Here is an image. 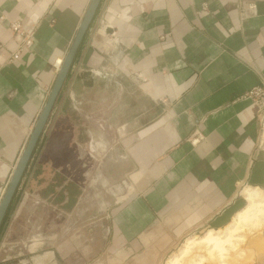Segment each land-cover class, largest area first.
<instances>
[{
	"label": "crops",
	"instance_id": "0c3cea01",
	"mask_svg": "<svg viewBox=\"0 0 264 264\" xmlns=\"http://www.w3.org/2000/svg\"><path fill=\"white\" fill-rule=\"evenodd\" d=\"M92 1L0 0V203L56 82L55 64H63ZM12 22L35 39L10 63L19 45ZM263 84L264 0H102L42 136L46 150L24 177L26 197L16 211L21 186L1 226L0 264L13 255L3 227L37 186L63 192L64 203L80 188L82 134L93 150L121 148L122 166L107 162L94 179L131 183L118 221L128 239L143 245L148 231L230 226L243 192L264 191L262 130L246 98ZM56 175L62 182L53 187ZM259 242L248 264H264ZM22 244L32 254L34 241ZM146 253L143 260L158 259ZM55 256L48 250L21 264H55Z\"/></svg>",
	"mask_w": 264,
	"mask_h": 264
},
{
	"label": "rangeland",
	"instance_id": "374dc122",
	"mask_svg": "<svg viewBox=\"0 0 264 264\" xmlns=\"http://www.w3.org/2000/svg\"><path fill=\"white\" fill-rule=\"evenodd\" d=\"M76 142L82 145V148H79L81 159L74 165L78 177L82 178L79 180L80 188L79 186L71 187L69 200L64 203L63 192L58 193L52 188L51 196L48 193L45 194L42 185H39L35 190L36 195L27 199L17 217L16 211L20 207V198L25 190H29L28 187L26 188L28 183L24 177L28 170L33 171V168H29L31 159L19 187L21 189L23 186L17 200L18 209L14 214L12 213V217L8 218L11 222L10 226L17 222L14 228L3 227V241L6 238L10 240L8 238L12 236L10 240L12 244L7 246L12 247L13 252L11 260L5 264H21L25 256L36 260L48 250L56 251L55 264H58L57 262L59 264H171L176 259L178 260L176 264H248L253 262V249L261 239L264 240L263 213L250 224L240 222L236 216L230 226L220 231L205 227L183 226L173 228V232H170V228L167 230L168 233L162 231L161 236L148 231L140 238L143 245L139 243L138 237L128 239L123 235L118 221L121 216L120 211L128 202L129 194H133L132 190H129L131 183L124 185L119 182L112 185L105 180L94 179L98 176L101 178L102 173H105L107 162L111 163L115 160L114 167L122 166L119 153L121 148L106 149L99 146L97 150H93L89 146L88 137L84 134L81 138H77ZM45 150L44 143L40 141L33 156H41ZM53 154H57L56 148L53 149ZM106 156L107 159H105ZM53 177L55 179H52L50 185L57 187L62 181L56 179L57 175ZM79 196L84 197L78 200ZM243 201L242 211L248 206L244 192ZM26 220H29V224H26ZM209 232H213L222 240L229 239L230 242L224 245L225 252L221 253L220 250L213 248L214 244H200ZM42 238L46 240V243L41 247V244L36 243ZM29 240L34 241L35 246L32 254L26 255L22 243ZM160 240H162L161 245L157 242ZM132 247L134 253H132ZM145 251H147L146 255L155 254L158 259L143 260ZM19 253L22 256H19Z\"/></svg>",
	"mask_w": 264,
	"mask_h": 264
},
{
	"label": "water",
	"instance_id": "95a60500",
	"mask_svg": "<svg viewBox=\"0 0 264 264\" xmlns=\"http://www.w3.org/2000/svg\"><path fill=\"white\" fill-rule=\"evenodd\" d=\"M102 0H93L91 2V5L83 19V22L78 30L77 36L75 38V41L69 51V53L67 54V56L65 57L63 64L59 70L56 82L54 84V87L51 91L50 97L35 125V129L31 135V138L28 142V145L25 149V151L23 152L17 166L16 169L13 173V176L11 178L9 187L7 192L5 193L1 203H0V229L1 226L5 220V217L9 211L10 206L13 203V200L15 199L17 192L19 190V187L21 185L22 179L28 169V166L30 164V161L34 155L35 150L37 149L42 136L48 126L49 120L51 118V115L53 113V110L55 108V105L58 101L59 95L61 93V90L65 84V81L68 77V74L70 73L72 67H73V63L77 54V51L83 41V38L89 28V26L91 25L96 12L99 8V5L101 3ZM29 182L26 186V188L28 187ZM26 197V190L23 192L20 201H19V205L21 206V201L23 200V198L25 199ZM24 201V200H23ZM21 203V204H20ZM18 205V206H19ZM19 208V207H18ZM17 208V209H18Z\"/></svg>",
	"mask_w": 264,
	"mask_h": 264
},
{
	"label": "built area",
	"instance_id": "2783aa9c",
	"mask_svg": "<svg viewBox=\"0 0 264 264\" xmlns=\"http://www.w3.org/2000/svg\"><path fill=\"white\" fill-rule=\"evenodd\" d=\"M5 21V19H2ZM11 33L17 38L18 47L13 53L10 63H13L20 59L24 51L31 50L34 46L35 35L34 32L29 30L22 22H12L9 24ZM59 66L55 65V69L59 71ZM246 98L253 102L257 110V121L262 130V137L258 143V149L264 152V84L254 88L250 91Z\"/></svg>",
	"mask_w": 264,
	"mask_h": 264
},
{
	"label": "bare ground",
	"instance_id": "6f19581e",
	"mask_svg": "<svg viewBox=\"0 0 264 264\" xmlns=\"http://www.w3.org/2000/svg\"><path fill=\"white\" fill-rule=\"evenodd\" d=\"M55 65L59 66L60 63L57 62ZM244 195L246 201L248 202V206L246 209L241 211L237 215V217L239 218L240 222H244L246 224L254 223V221L257 220L259 214L261 213L264 214V192L258 189H247L244 191ZM228 241L229 239L222 240L219 236H216L213 232H209L206 235V237L201 240L200 244L201 243L214 244L215 246H213V248H216V250L217 249L220 250L222 253L226 251L224 245L228 244L227 243ZM176 262H178L177 259L174 260L171 264H176Z\"/></svg>",
	"mask_w": 264,
	"mask_h": 264
}]
</instances>
